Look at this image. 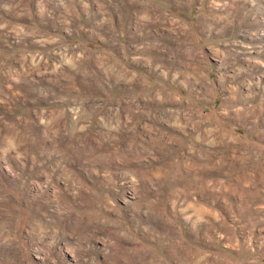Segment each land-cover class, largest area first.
I'll use <instances>...</instances> for the list:
<instances>
[{"label": "rangeland", "instance_id": "obj_1", "mask_svg": "<svg viewBox=\"0 0 264 264\" xmlns=\"http://www.w3.org/2000/svg\"><path fill=\"white\" fill-rule=\"evenodd\" d=\"M0 264H264V0H0Z\"/></svg>", "mask_w": 264, "mask_h": 264}]
</instances>
